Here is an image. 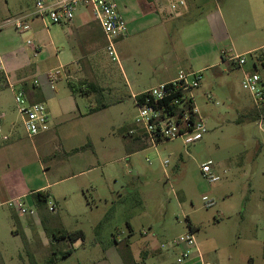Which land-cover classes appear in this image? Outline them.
<instances>
[{
    "label": "rangeland",
    "instance_id": "1",
    "mask_svg": "<svg viewBox=\"0 0 264 264\" xmlns=\"http://www.w3.org/2000/svg\"><path fill=\"white\" fill-rule=\"evenodd\" d=\"M216 1L223 14L230 12L234 45L241 48L242 36L262 34L264 26L245 17L248 8L243 4ZM34 5L35 0H0V54L9 64V73L29 61L31 71L37 68L43 75L65 62L60 53L62 34L56 25L42 24L33 36L32 32L21 34L10 23L21 11L34 12ZM213 8L214 3H208L189 15H180L176 25L179 37L186 39L183 37L192 32L207 40V30H200L202 21L196 20L208 17ZM214 35L221 55L241 53L229 40ZM116 53L117 61L105 48L98 52L96 62L102 71L97 79L86 77L85 82L97 84L100 91L77 97L84 119L67 117L59 126V138L55 130L28 136L13 93L8 88L0 90V135L9 138L0 141V264H44L51 252L72 248L68 241H55L45 232L38 218L43 214L45 227L52 233L58 234L60 229L84 233L74 254L58 264H83L85 259V264L95 263L106 248L116 247L114 236L121 238L117 245L121 250L126 248V239L134 243V250L149 243L151 253L140 264H177L181 247L171 243L190 232L205 263L264 264L263 104L257 105L242 88L237 63L220 70H189L187 62L181 67L180 71L199 72L202 77L194 91L207 128L201 140L191 145L181 139L166 141L130 153L125 147L130 138L123 134L134 127L137 114L130 95L156 86L150 74L160 66L149 57L134 54L132 46L123 42L116 43ZM241 56L247 62L245 67L252 70L250 74L259 76L264 91V66L254 54ZM123 69L135 77L131 80L128 75L129 84ZM53 86L68 91L63 77ZM102 103L108 107L90 114V108ZM123 126L131 127L123 132ZM205 164L220 177L218 182L210 183L203 176ZM71 175V179L58 182ZM24 184L34 190L47 187V208L61 200L56 206L58 216L48 209L39 210L28 191L20 198L26 214L17 215L7 206L16 192L23 191ZM204 197L213 202L211 207H205ZM31 209L34 216L29 214ZM128 226L133 230L129 238ZM162 245L171 247L161 249ZM110 254L104 264H113L112 257L118 253Z\"/></svg>",
    "mask_w": 264,
    "mask_h": 264
},
{
    "label": "crops",
    "instance_id": "2",
    "mask_svg": "<svg viewBox=\"0 0 264 264\" xmlns=\"http://www.w3.org/2000/svg\"><path fill=\"white\" fill-rule=\"evenodd\" d=\"M112 1L118 13L123 17L127 24V35L123 38H120L117 42H123L128 47L132 46V52L134 54L138 53L143 57L151 58L152 62L159 63L160 67L153 69L150 74L152 82H156L157 85L168 82L175 78L177 73L182 70L181 67H183L185 62H187L189 66V68H185L197 71L209 69L220 70L222 67L227 65L228 67H231L233 63L230 61V58L234 54L229 53V56L224 54L221 55L222 50L218 46L214 33L219 36L220 40H229L232 48L234 50L237 48L239 52H241L237 55L254 54L255 59L264 66V29H262V34L260 35H255L252 37L250 35L242 36V42L239 44L241 48L237 47V45H234L232 40L230 30L232 19L230 12L223 14L216 0H184L185 6H179L176 10H171L168 0ZM227 1L235 4H243L241 6L248 8V12L244 14L245 17L248 20L253 19L254 23L257 25L261 24L264 26V0ZM208 3H214V8L210 11L211 14L208 17L203 16L199 20H196L198 22L202 21V24L199 28L203 32H206L207 30L208 39H202L199 36L200 33L192 32L189 36L183 37L186 39H181L176 26L178 25L179 16L182 15L184 17L189 15L191 11L200 7H205ZM31 14L32 13L21 11L16 18L29 16ZM226 17H228V22L226 21ZM27 24L28 29L20 33L25 34L32 32L33 36L38 34L37 29L41 27L42 24L52 25L46 20H41L32 16L28 18ZM55 27L57 28L56 31H59L62 34V39L60 40V53L65 59V62L60 63L58 68L49 70L42 75L40 70L37 68H35L34 71H31V64L29 61H27L15 66L14 70L12 71L15 72V74H13L12 72L9 73L10 67L6 58H2L1 54L0 58L3 64L2 73L5 76L7 84L4 88H8L11 93H14L13 91L16 90H23L29 103L40 102L45 104L49 117V129L46 132L55 130L57 138H59V126L67 117L71 115H77L79 119H84V115H82L77 102V97H84V95L79 93L73 94L69 89L68 84H73L80 87L82 84H86V77L91 78L92 80L97 79V76L99 73H101L102 68H100L96 62V57L98 52H100L102 48H105L106 43L103 32L99 24L93 18V15L88 7L78 8L71 22L56 25ZM34 48L35 51L38 50V48L35 46ZM56 50L59 51V49ZM260 51H263V54H261ZM213 58L215 59L213 60ZM246 63L247 62H245V64L242 66L234 64L236 65L235 67L239 69L242 79L245 74H250L252 71L245 67ZM252 64L254 70H256V62L253 61ZM35 71L39 72L40 76L38 74H34ZM54 71L59 73L57 74L58 79L56 81H60V78L62 79V77L66 79L68 91L59 90V88L53 86V82L56 81L52 82L48 77ZM123 73L128 84L130 82L128 75L131 76V80H134L135 77L131 74L130 70L127 72L125 69H123ZM77 83L80 85H77ZM11 85H13V87ZM92 85L98 86L97 84ZM129 87L131 88L130 85ZM136 94H139V92L131 93L130 96H134ZM90 95L92 96V93L87 96ZM1 105L2 102L0 101V106ZM105 106H107V104H105ZM107 107L103 109H106ZM2 117L4 118L5 116L3 115ZM74 118L76 119V117ZM130 127L123 126L122 131L124 132L125 129ZM125 133L126 132L123 134ZM125 147L130 153L135 149V145L132 140H129L125 144ZM72 176L73 175L69 177H63L62 179H59L58 182H65L71 179ZM46 188V186H42L34 190L27 189V186L25 185L23 191H18V193L16 192L15 195H13L15 196L13 199L26 196L27 191L31 193V195L32 193L38 191L49 195V193L46 191ZM60 203L61 200L60 202L55 201L57 207ZM15 213L18 215L16 210ZM53 213L57 214L58 216L56 210ZM43 215L41 217H43ZM44 216L46 219V215ZM38 218L41 224V218ZM128 227L129 230H132L130 226ZM60 230L61 231L57 235L66 232L64 229ZM131 232L133 234V230ZM120 239L121 238L114 236L113 241L116 247L110 246L106 248L102 258L92 264H104L106 261L108 262L110 260V256L112 255L110 254L112 251H116L118 253L116 256L112 257L113 264H125L123 261L122 252H119L121 248L117 246L121 242ZM64 240L65 239L61 241ZM80 242V240H77L72 244V248L62 250H73L72 254L67 258L74 254V247L79 248ZM83 244L84 243L82 241V246ZM125 244V246L129 248L132 259L137 263H139L142 259L147 258L151 253L147 248L149 243H147V247H143L142 249L137 247L135 250L134 243L131 241V239H126ZM199 253L203 258L202 253L200 251ZM88 255L89 253L86 256ZM86 260L87 259L83 261V264L86 263ZM162 260L164 261V259ZM183 264H202V262L199 260L196 253L193 252L191 259L187 260Z\"/></svg>",
    "mask_w": 264,
    "mask_h": 264
},
{
    "label": "built area",
    "instance_id": "3",
    "mask_svg": "<svg viewBox=\"0 0 264 264\" xmlns=\"http://www.w3.org/2000/svg\"><path fill=\"white\" fill-rule=\"evenodd\" d=\"M171 10L179 6H185L184 0H168ZM80 7H88L95 21L99 24L104 38L105 50L112 60L117 61L116 43L127 35V24L118 13L112 0H35L34 12L29 16H23L10 20V23L19 32L28 29L27 20L30 16L46 20L52 25L66 24L72 21L75 12ZM231 62L238 66L245 64L246 60L241 55H234ZM0 58V71H3ZM50 81H56L58 75L51 73ZM199 72L180 71L175 78L168 82L160 83L148 90L133 96L137 114L134 118V127L127 130L126 134L134 137L139 134L144 137L148 147H156L166 141L181 139L185 145H191L202 139L207 133L205 120L195 103L194 91L201 85ZM259 76L245 74L241 85L253 97L254 101L264 105V91L259 87ZM13 87V85H11ZM14 102L22 117L24 128L28 136L33 137L46 132L49 129V117L45 104L40 102L29 103L23 90L13 91ZM8 136H1L0 141H8ZM150 162L149 159H146ZM164 166L168 161L163 162ZM203 176L210 182L216 183L220 177L212 172L210 164L202 166ZM205 207H211L213 202L207 197L203 198ZM7 206L24 215L28 211L20 198L8 201ZM50 212L56 210L55 204L48 206ZM35 210H29L31 216ZM172 247H181L177 258V264H183L196 253L202 264H210L202 261L196 240L192 232L173 240ZM170 245H162L161 249H169Z\"/></svg>",
    "mask_w": 264,
    "mask_h": 264
},
{
    "label": "trees",
    "instance_id": "4",
    "mask_svg": "<svg viewBox=\"0 0 264 264\" xmlns=\"http://www.w3.org/2000/svg\"><path fill=\"white\" fill-rule=\"evenodd\" d=\"M6 85L7 84H6L5 76L0 71V90L3 89ZM68 87L73 94L79 93V94H82L84 96L85 95L87 96L90 93H98L100 91V87H98L96 85H92V84H82V86H80V87L75 86L73 84H68ZM105 107H107V106H105V104L102 103L101 105H99L98 108H90L89 112L93 113V112L100 110V109H103ZM262 110L264 112V105H263ZM127 137L133 141V143L135 145V150H142V149H145L148 147L147 142L144 139V137L139 135V134H136L134 137H130L127 135ZM32 196H33V203L39 210L45 211L46 209H48L47 208V201H48L49 195L38 191V192L32 193ZM55 206H56V204H55ZM45 220H46L45 216L43 215V217L41 219V224L43 225L45 232L48 233L49 235H51L53 240H55V241H61V240L65 239L69 243L73 244L77 240H83L84 239V233L81 230H76V231H72V232H63L59 235L52 233L50 230H48L45 227V224H46ZM188 224L190 225V223H188ZM131 231L132 230H129L128 238L132 236ZM16 233H18V232L16 231ZM125 247H126L125 250H121L124 263L125 264H140V263L135 262L132 259L129 248L127 246H125ZM263 250H264V247H263ZM72 251H73L72 249L67 250V251H59V250L53 251V252H51L50 256L48 257V260L44 264H56L59 261L66 259L69 255H71Z\"/></svg>",
    "mask_w": 264,
    "mask_h": 264
}]
</instances>
